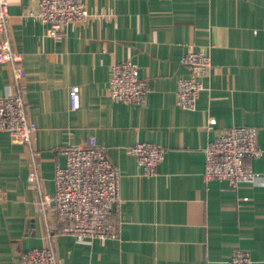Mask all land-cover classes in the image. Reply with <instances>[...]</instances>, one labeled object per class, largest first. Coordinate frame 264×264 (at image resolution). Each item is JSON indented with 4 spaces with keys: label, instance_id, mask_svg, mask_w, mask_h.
Segmentation results:
<instances>
[{
    "label": "crops",
    "instance_id": "obj_1",
    "mask_svg": "<svg viewBox=\"0 0 264 264\" xmlns=\"http://www.w3.org/2000/svg\"><path fill=\"white\" fill-rule=\"evenodd\" d=\"M7 37L22 56L23 99L38 136L31 146L0 133V264H24L33 247H51L63 264H227L234 249L264 264V0H83L89 16L57 37L29 11L37 0H4ZM204 51L211 66L194 109L176 104L180 58ZM131 61L149 90L140 103L105 95L109 67ZM79 86V106L68 89ZM16 92L0 65V95ZM209 118L211 129L203 127ZM233 125L257 128L263 153L244 163L261 173L235 188L205 180L204 146ZM93 135L120 177L114 238L77 241L59 232L52 204L59 148ZM149 141L166 148L145 174L128 147ZM33 150V151H31ZM35 170L39 185L27 179Z\"/></svg>",
    "mask_w": 264,
    "mask_h": 264
},
{
    "label": "built area",
    "instance_id": "obj_2",
    "mask_svg": "<svg viewBox=\"0 0 264 264\" xmlns=\"http://www.w3.org/2000/svg\"><path fill=\"white\" fill-rule=\"evenodd\" d=\"M29 13L46 24V34L52 37L59 36L68 24L84 23L89 16L83 0H37L36 9ZM7 20V5L0 0V65L9 67L16 82L14 94L0 95V133H7L14 142L31 146L37 139L38 130L26 112L25 87L20 83L25 76L22 56L12 49L7 37ZM180 61L188 74L177 80L175 100L181 108L192 110L203 89V77L211 66V59L207 52L190 50L182 54ZM148 90L147 81L139 76L135 63L127 60L110 65L105 90L110 99L140 103ZM68 100L71 109L78 108V85L69 87ZM214 123L215 119L209 118L203 127L211 129ZM256 136L255 126L233 125L219 130L204 146V179L224 180L232 188L242 183H257L261 173L244 163L245 158L259 157L263 153L256 143ZM128 151L135 156L145 174H154L166 148L155 142L135 141ZM59 152L65 155V162L55 166L53 194L42 196L37 209L43 210L45 205L52 204L59 232L71 234L77 241L116 237L114 208L120 201L117 166L93 135L80 144L61 146ZM38 177L35 170L27 174L28 181L35 186L39 185ZM21 258L24 264H63L62 258L51 247L30 248ZM226 263L252 264V258L248 250L237 248Z\"/></svg>",
    "mask_w": 264,
    "mask_h": 264
}]
</instances>
